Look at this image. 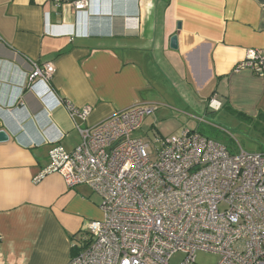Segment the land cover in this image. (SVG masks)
Masks as SVG:
<instances>
[{"label":"crops","instance_id":"0c3cea01","mask_svg":"<svg viewBox=\"0 0 264 264\" xmlns=\"http://www.w3.org/2000/svg\"><path fill=\"white\" fill-rule=\"evenodd\" d=\"M73 1L0 0V264H67L84 225L102 219L90 188L44 172L51 147L80 144L77 126L136 104L264 121V76L235 69L264 48V0ZM46 62L49 82L25 87Z\"/></svg>","mask_w":264,"mask_h":264},{"label":"built area","instance_id":"2783aa9c","mask_svg":"<svg viewBox=\"0 0 264 264\" xmlns=\"http://www.w3.org/2000/svg\"><path fill=\"white\" fill-rule=\"evenodd\" d=\"M59 1V0H57ZM87 0H75L83 10ZM264 76V48L247 50L235 66ZM52 63H33L25 87L49 82ZM73 118L81 110L65 102ZM154 107L136 104L81 129L68 152L48 151L44 172H56L68 188L85 185L100 197V220L83 227L67 264H197L196 253L216 264H264V153H231L223 143L183 128L149 144L134 137Z\"/></svg>","mask_w":264,"mask_h":264},{"label":"rangeland","instance_id":"374dc122","mask_svg":"<svg viewBox=\"0 0 264 264\" xmlns=\"http://www.w3.org/2000/svg\"><path fill=\"white\" fill-rule=\"evenodd\" d=\"M178 108V106H177ZM189 115L179 110L159 108L157 112L147 116L141 128L134 132V137L141 138L149 144L151 157L155 155V136L166 137L183 128H192L205 137L219 141L227 146L231 153L237 152L240 148L246 152L264 153V121L260 119H246L242 115H235L226 110L206 114L187 108ZM181 110L183 108H179ZM167 111V112H166ZM165 112V113H164ZM164 114L165 116H160ZM194 117H200L198 123ZM182 253H176L170 260V264H179L183 259ZM197 264H216L219 257L212 253L197 252Z\"/></svg>","mask_w":264,"mask_h":264},{"label":"water","instance_id":"95a60500","mask_svg":"<svg viewBox=\"0 0 264 264\" xmlns=\"http://www.w3.org/2000/svg\"><path fill=\"white\" fill-rule=\"evenodd\" d=\"M170 45L172 48H176V37L172 36L170 39ZM8 140V135L4 130H0V142H5Z\"/></svg>","mask_w":264,"mask_h":264},{"label":"trees","instance_id":"16d2710c","mask_svg":"<svg viewBox=\"0 0 264 264\" xmlns=\"http://www.w3.org/2000/svg\"><path fill=\"white\" fill-rule=\"evenodd\" d=\"M243 116V115H242ZM244 117V116H243ZM246 119H248V120H250V118L249 117H245ZM74 252V251H73ZM74 254V253H73Z\"/></svg>","mask_w":264,"mask_h":264}]
</instances>
